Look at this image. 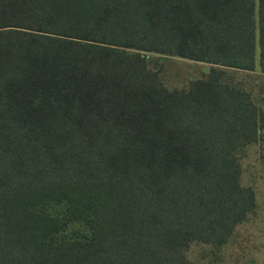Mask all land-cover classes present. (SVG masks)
I'll return each mask as SVG.
<instances>
[{
    "label": "trees",
    "instance_id": "1",
    "mask_svg": "<svg viewBox=\"0 0 264 264\" xmlns=\"http://www.w3.org/2000/svg\"><path fill=\"white\" fill-rule=\"evenodd\" d=\"M147 55L206 63L168 89ZM264 0H0V264L210 263L256 206Z\"/></svg>",
    "mask_w": 264,
    "mask_h": 264
},
{
    "label": "rangeland",
    "instance_id": "2",
    "mask_svg": "<svg viewBox=\"0 0 264 264\" xmlns=\"http://www.w3.org/2000/svg\"><path fill=\"white\" fill-rule=\"evenodd\" d=\"M147 66L157 73L168 88H186L191 80L203 78L209 68L206 63L190 61L175 56L147 55ZM229 80L251 91L252 97L264 95V76L257 70H228ZM261 138L248 145L238 155L240 183L254 191L256 206L246 219L236 225L227 243L214 258L216 264H264V127ZM191 264H211L209 247L191 243L186 250Z\"/></svg>",
    "mask_w": 264,
    "mask_h": 264
}]
</instances>
